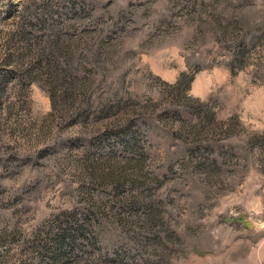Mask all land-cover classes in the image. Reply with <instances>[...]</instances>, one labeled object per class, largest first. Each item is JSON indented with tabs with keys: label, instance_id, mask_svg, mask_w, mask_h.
Returning a JSON list of instances; mask_svg holds the SVG:
<instances>
[{
	"label": "rangeland",
	"instance_id": "obj_1",
	"mask_svg": "<svg viewBox=\"0 0 264 264\" xmlns=\"http://www.w3.org/2000/svg\"><path fill=\"white\" fill-rule=\"evenodd\" d=\"M0 264H264V0H0Z\"/></svg>",
	"mask_w": 264,
	"mask_h": 264
},
{
	"label": "trees",
	"instance_id": "obj_2",
	"mask_svg": "<svg viewBox=\"0 0 264 264\" xmlns=\"http://www.w3.org/2000/svg\"><path fill=\"white\" fill-rule=\"evenodd\" d=\"M230 69H231V70H233V67H232V66H230Z\"/></svg>",
	"mask_w": 264,
	"mask_h": 264
}]
</instances>
